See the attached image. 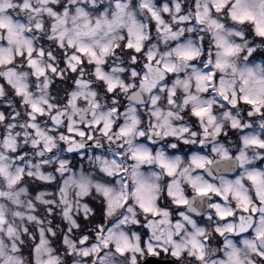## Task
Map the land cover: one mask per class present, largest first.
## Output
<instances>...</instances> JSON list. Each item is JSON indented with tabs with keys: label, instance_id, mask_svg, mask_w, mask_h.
I'll return each mask as SVG.
<instances>
[{
	"label": "snow or ice",
	"instance_id": "obj_1",
	"mask_svg": "<svg viewBox=\"0 0 264 264\" xmlns=\"http://www.w3.org/2000/svg\"><path fill=\"white\" fill-rule=\"evenodd\" d=\"M0 264H264V0H0Z\"/></svg>",
	"mask_w": 264,
	"mask_h": 264
}]
</instances>
